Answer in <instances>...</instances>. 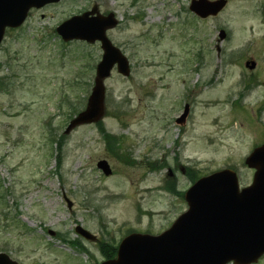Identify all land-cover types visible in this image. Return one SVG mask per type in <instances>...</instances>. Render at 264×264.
I'll list each match as a JSON object with an SVG mask.
<instances>
[{"label": "rangeland", "instance_id": "1", "mask_svg": "<svg viewBox=\"0 0 264 264\" xmlns=\"http://www.w3.org/2000/svg\"><path fill=\"white\" fill-rule=\"evenodd\" d=\"M191 1L64 0L33 9L7 31L1 253L20 264H102L77 228L118 245L134 232L168 229L201 177L231 169L241 187L252 183L245 159L264 145V0H228L207 19L189 11ZM95 5L120 19L108 37L129 57L132 75L114 70L105 81L106 115L66 134L68 102L86 106L103 52L99 43H64L56 28ZM251 60L254 71L245 66ZM103 160L112 175L98 168Z\"/></svg>", "mask_w": 264, "mask_h": 264}, {"label": "water", "instance_id": "2", "mask_svg": "<svg viewBox=\"0 0 264 264\" xmlns=\"http://www.w3.org/2000/svg\"><path fill=\"white\" fill-rule=\"evenodd\" d=\"M62 0H0V45L7 29H17L27 20L32 9H41ZM228 0H192L189 10L201 19L218 16ZM114 13L102 15L95 5L92 10L63 22L57 34L64 42H100L103 56L96 68V77L86 108L69 124L66 134L83 124L99 122L105 114V81L113 69L124 77L131 75L130 61L112 43L107 32L117 27ZM226 33L223 31L221 38ZM253 70L254 61L246 63ZM189 113L187 106L179 122ZM255 169L252 185L240 189L238 176L231 169L203 177L186 194L188 210L170 229L158 236L134 233L119 246L118 256L103 264H254L264 255V145L256 148L245 160ZM98 167L106 175L107 162ZM77 232L94 240L82 228ZM0 264H20L0 253Z\"/></svg>", "mask_w": 264, "mask_h": 264}, {"label": "flooded vegetation", "instance_id": "3", "mask_svg": "<svg viewBox=\"0 0 264 264\" xmlns=\"http://www.w3.org/2000/svg\"><path fill=\"white\" fill-rule=\"evenodd\" d=\"M181 170H182V173H184V174L186 173L185 168H182ZM144 233L160 234L161 232L160 233H154V232H150V231H145ZM94 244L99 248V254L103 257V261L110 260V259L117 257V250H118V246L120 243L118 245L114 244V245L110 246V244L108 245L106 243L97 241ZM83 250H86V249H83ZM106 251H108L109 253H106Z\"/></svg>", "mask_w": 264, "mask_h": 264}, {"label": "trees", "instance_id": "4", "mask_svg": "<svg viewBox=\"0 0 264 264\" xmlns=\"http://www.w3.org/2000/svg\"><path fill=\"white\" fill-rule=\"evenodd\" d=\"M64 102H65V101H64ZM68 104H69V107H71V110H72V111H71V112H72L71 115H73V116H74V115H77V113L80 111L79 108H75V109H73V108H72V107H73V103L70 104V103L68 102ZM71 115H70V116H71ZM71 117H72V116H71ZM71 117H70V118H71ZM56 152H57V159L59 160V163H60V161H61V160H60V155H61V153H62V145H61V142H58V143H57ZM58 155H59V156H58ZM106 253H109V252L106 251Z\"/></svg>", "mask_w": 264, "mask_h": 264}]
</instances>
